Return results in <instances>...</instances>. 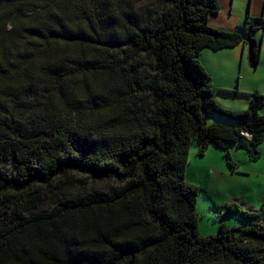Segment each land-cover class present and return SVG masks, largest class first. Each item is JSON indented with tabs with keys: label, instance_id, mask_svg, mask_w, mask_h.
<instances>
[{
	"label": "trees",
	"instance_id": "16d2710c",
	"mask_svg": "<svg viewBox=\"0 0 264 264\" xmlns=\"http://www.w3.org/2000/svg\"><path fill=\"white\" fill-rule=\"evenodd\" d=\"M219 10L0 0V264H264L261 215L226 204L246 222L204 236L186 181L194 141L233 168V149L262 157L264 96L223 107L202 63L206 49L245 44L209 25ZM248 20L264 34V18Z\"/></svg>",
	"mask_w": 264,
	"mask_h": 264
},
{
	"label": "rangeland",
	"instance_id": "374dc122",
	"mask_svg": "<svg viewBox=\"0 0 264 264\" xmlns=\"http://www.w3.org/2000/svg\"><path fill=\"white\" fill-rule=\"evenodd\" d=\"M215 93V98L221 95ZM198 145L195 141L191 145L186 181L199 188L197 211L201 216V234H217L222 219L229 222L231 218V225L243 226L240 215H229L230 218L224 215L222 206L226 204L235 205L244 213L261 215L264 224V198L256 195L258 192L264 194V172H261L264 160L251 161L246 151L233 149L231 153L236 165L233 168L227 164L222 149L210 145L200 156Z\"/></svg>",
	"mask_w": 264,
	"mask_h": 264
},
{
	"label": "crops",
	"instance_id": "0c3cea01",
	"mask_svg": "<svg viewBox=\"0 0 264 264\" xmlns=\"http://www.w3.org/2000/svg\"><path fill=\"white\" fill-rule=\"evenodd\" d=\"M219 2V12L211 15L208 20L209 25L215 29L234 32L241 26H247L249 18H264V0H219ZM247 30L250 31L248 26ZM253 38L261 47V59L257 67L251 64L246 43L220 51L206 49L202 53V63L211 74L214 87L219 91L228 92H219L221 95L216 98L223 107L246 110L250 106L249 94L258 92L264 96V34L258 31ZM261 151V159L264 160V142ZM261 172H264V166ZM256 195L264 198L261 192Z\"/></svg>",
	"mask_w": 264,
	"mask_h": 264
},
{
	"label": "water",
	"instance_id": "95a60500",
	"mask_svg": "<svg viewBox=\"0 0 264 264\" xmlns=\"http://www.w3.org/2000/svg\"><path fill=\"white\" fill-rule=\"evenodd\" d=\"M236 31L242 37L243 41L246 44H248L249 52L251 54L252 48H253V44H252L253 36H252L251 32L247 30V26H245V25L239 27Z\"/></svg>",
	"mask_w": 264,
	"mask_h": 264
}]
</instances>
